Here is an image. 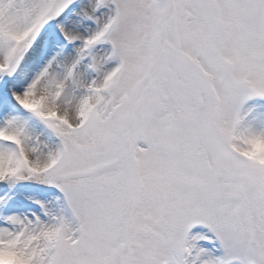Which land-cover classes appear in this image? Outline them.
Here are the masks:
<instances>
[{
    "label": "snow or ice",
    "instance_id": "obj_1",
    "mask_svg": "<svg viewBox=\"0 0 264 264\" xmlns=\"http://www.w3.org/2000/svg\"><path fill=\"white\" fill-rule=\"evenodd\" d=\"M0 264H264V0H0Z\"/></svg>",
    "mask_w": 264,
    "mask_h": 264
}]
</instances>
